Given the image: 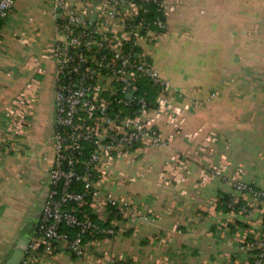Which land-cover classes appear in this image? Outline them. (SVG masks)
Masks as SVG:
<instances>
[{
  "label": "crops",
  "instance_id": "1",
  "mask_svg": "<svg viewBox=\"0 0 264 264\" xmlns=\"http://www.w3.org/2000/svg\"><path fill=\"white\" fill-rule=\"evenodd\" d=\"M168 1L167 34L145 47L153 67L173 86L169 105L154 113L167 145L117 166L128 183L116 191L141 199L138 210L150 211L151 218L123 224L115 238L91 246L84 260L58 253L60 264H100L97 257L103 264L254 259L241 250L243 231L235 222L249 220L248 232L259 235L264 205L242 219L219 201L235 193L234 181L264 191V44L260 40L259 50L253 47L256 34L264 37V22L245 16L237 21L235 0ZM53 39L46 0H16L0 24V138L7 134L15 98L28 87L37 97L23 135L0 163L1 264L16 245H30L49 191L48 166L33 156L49 152L54 132L55 65L46 57ZM247 71L257 76L253 82ZM109 255L114 262L106 261Z\"/></svg>",
  "mask_w": 264,
  "mask_h": 264
},
{
  "label": "built area",
  "instance_id": "2",
  "mask_svg": "<svg viewBox=\"0 0 264 264\" xmlns=\"http://www.w3.org/2000/svg\"><path fill=\"white\" fill-rule=\"evenodd\" d=\"M46 2L54 20V39L46 52L55 65L54 132L46 147L49 152L33 157L48 166L49 191L22 264H60L62 251L84 260L91 246L115 238L123 224L150 220V211L138 210L144 204L141 199L116 191L128 183L117 175V166L167 145L154 113L164 111L173 91L145 53L146 45L167 34L166 22L157 18L148 24L144 16L134 19L139 3H151L167 17L168 0ZM15 5L16 0H0V22ZM146 13L148 7L143 8ZM137 46L141 54L135 51ZM144 82L155 90L152 102ZM29 88L13 101L7 134L0 138V163L23 135L27 114L36 111L37 97ZM232 184L230 207L240 195L249 196L238 214L249 219L264 205V191L241 181ZM247 233H240L241 250L259 249L253 264H264V237L247 243ZM109 256L106 261L114 262L115 256ZM100 258L96 262L103 264Z\"/></svg>",
  "mask_w": 264,
  "mask_h": 264
},
{
  "label": "trees",
  "instance_id": "3",
  "mask_svg": "<svg viewBox=\"0 0 264 264\" xmlns=\"http://www.w3.org/2000/svg\"><path fill=\"white\" fill-rule=\"evenodd\" d=\"M231 1L232 0H228V2H231ZM240 1L235 0L234 3H231V5L232 6L234 5V7L236 8L235 16H236L237 21L240 20L243 16H245L246 20L248 18H250V19H252V21H259L261 19V23L264 22V0H240ZM227 3H226V5H227ZM145 7H148V13L143 14V8H145ZM143 16L146 18L148 24H151L157 18L166 22V17L163 14V12L158 11L157 7L151 3H147V4L139 3V14L137 16H135L134 19L137 21L138 19L143 18ZM1 22H0V24H1ZM239 40H240V38L238 37L237 41H236L237 47H239V45L241 44ZM260 40H262V45H263L264 44V37L262 35L256 34V36L253 38V47H255L257 50H259V48H260V43H259ZM135 51L138 52V54L142 53V49L139 46L135 47ZM258 54H259V51H258ZM146 58H147V61L150 64H152L150 58L149 57H146ZM244 69H246V68H243V67L240 68V73L241 72L243 73ZM248 73H250V72L247 71V73H246L247 79H249V81L253 82L257 78V76L256 75L250 76V74H248ZM142 86L144 87L145 90L149 91L148 94L150 97L148 99L152 102L154 100V96L156 94L155 90L148 87L146 82H144L142 84ZM154 108H157V107L154 106ZM230 196L231 195H228V194L223 195L219 201L220 207L224 208L226 210V212H235L236 214H239L240 209L242 207L247 206V204L250 201V200L247 202L246 201L245 202L238 201V203H236L234 207H230V203H231ZM241 216H243V215H241ZM92 217L95 219L94 215H92ZM112 217H113V214L111 215L110 218H112ZM240 218L243 219L244 217H240ZM248 221L249 220H246V221L237 220L235 222V224H236V226H239V228H241L242 231L250 230V229H248V226H247V224H249ZM258 234L259 235H254V234H251L250 232H248L246 242L247 243H254L257 240L264 237V223H263V228L261 229L260 233H258ZM247 253H249L250 256H253V258H254L259 253V249H251V250L247 251ZM253 263H254V259H250V264H253Z\"/></svg>",
  "mask_w": 264,
  "mask_h": 264
},
{
  "label": "water",
  "instance_id": "4",
  "mask_svg": "<svg viewBox=\"0 0 264 264\" xmlns=\"http://www.w3.org/2000/svg\"><path fill=\"white\" fill-rule=\"evenodd\" d=\"M92 21H95L94 15L92 16ZM29 248L30 245H28L27 241H23V243L16 245L14 252L4 264H22L25 258L27 257Z\"/></svg>",
  "mask_w": 264,
  "mask_h": 264
},
{
  "label": "flooded vegetation",
  "instance_id": "5",
  "mask_svg": "<svg viewBox=\"0 0 264 264\" xmlns=\"http://www.w3.org/2000/svg\"><path fill=\"white\" fill-rule=\"evenodd\" d=\"M7 260V259H6ZM6 260L5 261H3L4 263L6 262ZM4 263H2V264H4ZM1 264V263H0Z\"/></svg>",
  "mask_w": 264,
  "mask_h": 264
},
{
  "label": "bare ground",
  "instance_id": "6",
  "mask_svg": "<svg viewBox=\"0 0 264 264\" xmlns=\"http://www.w3.org/2000/svg\"><path fill=\"white\" fill-rule=\"evenodd\" d=\"M47 167V166H46Z\"/></svg>",
  "mask_w": 264,
  "mask_h": 264
}]
</instances>
